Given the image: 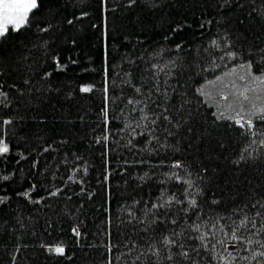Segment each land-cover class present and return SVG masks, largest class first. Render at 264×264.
Here are the masks:
<instances>
[{
	"label": "trees",
	"instance_id": "obj_1",
	"mask_svg": "<svg viewBox=\"0 0 264 264\" xmlns=\"http://www.w3.org/2000/svg\"><path fill=\"white\" fill-rule=\"evenodd\" d=\"M36 3L0 36V264H264V0Z\"/></svg>",
	"mask_w": 264,
	"mask_h": 264
},
{
	"label": "snow or ice",
	"instance_id": "obj_2",
	"mask_svg": "<svg viewBox=\"0 0 264 264\" xmlns=\"http://www.w3.org/2000/svg\"><path fill=\"white\" fill-rule=\"evenodd\" d=\"M36 6V0H0V36H3L6 33L8 25H14L16 29H19L22 24L27 21L25 13L31 11V9ZM81 90L87 92L89 91V88L84 87ZM0 95L3 94L0 93ZM7 151L8 148L6 145L0 146V153ZM243 223L244 221H241V224ZM73 231L76 230L74 229ZM232 238L234 240L240 239V237L236 235L235 230L232 233ZM249 243H251V241H249ZM49 250L54 251L58 255H62L65 252V249L62 246H56L54 249ZM261 255H264V253H261Z\"/></svg>",
	"mask_w": 264,
	"mask_h": 264
},
{
	"label": "rangeland",
	"instance_id": "obj_3",
	"mask_svg": "<svg viewBox=\"0 0 264 264\" xmlns=\"http://www.w3.org/2000/svg\"><path fill=\"white\" fill-rule=\"evenodd\" d=\"M36 2H37V0H36ZM31 10H32V9H31ZM28 13H29V11H28V12H26V13H25V15L27 16V15H28ZM24 23H25V22H24ZM24 23H23V24H24ZM9 28H15V27H14V25H8V29H9Z\"/></svg>",
	"mask_w": 264,
	"mask_h": 264
}]
</instances>
